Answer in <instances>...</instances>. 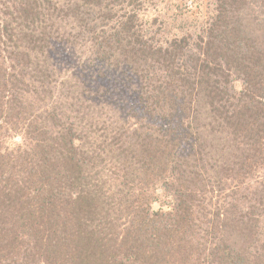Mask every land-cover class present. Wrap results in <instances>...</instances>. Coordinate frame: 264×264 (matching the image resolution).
I'll list each match as a JSON object with an SVG mask.
<instances>
[{
  "label": "trees",
  "instance_id": "16d2710c",
  "mask_svg": "<svg viewBox=\"0 0 264 264\" xmlns=\"http://www.w3.org/2000/svg\"><path fill=\"white\" fill-rule=\"evenodd\" d=\"M141 3L0 0V264H264V0Z\"/></svg>",
  "mask_w": 264,
  "mask_h": 264
},
{
  "label": "rangeland",
  "instance_id": "374dc122",
  "mask_svg": "<svg viewBox=\"0 0 264 264\" xmlns=\"http://www.w3.org/2000/svg\"><path fill=\"white\" fill-rule=\"evenodd\" d=\"M141 1L140 9L136 10L138 21L145 22L149 32L155 31L164 38L173 35L193 36L199 32L200 28L204 27L212 15V0ZM124 11H127V8ZM57 46L63 47L62 44H57ZM73 59L76 61L74 57ZM127 122L130 123V120H126L125 124ZM116 123L123 124L118 119ZM157 187V192H159V185Z\"/></svg>",
  "mask_w": 264,
  "mask_h": 264
}]
</instances>
